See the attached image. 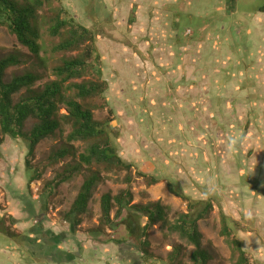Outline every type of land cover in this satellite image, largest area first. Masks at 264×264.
I'll return each mask as SVG.
<instances>
[{"label":"rangeland","instance_id":"obj_1","mask_svg":"<svg viewBox=\"0 0 264 264\" xmlns=\"http://www.w3.org/2000/svg\"><path fill=\"white\" fill-rule=\"evenodd\" d=\"M263 6L264 0H234L233 4L228 0H56L38 13L41 64L17 43L6 28H0V58L15 54L21 61L18 67L7 70L5 81L15 75L32 72L39 77L34 87L39 90L55 80L53 69L63 59L83 54V51L67 54L53 53L51 50L60 39L51 38L47 28L51 18L65 10L68 18L95 35L99 63L94 65H98L101 79L107 83V103L102 110L94 111L93 116L97 121H111L108 130L118 154L126 161L141 164V169L144 167L149 175L176 182L181 188L180 192L195 203L193 214L201 212L206 202L212 203L209 214L197 223L202 234V247L211 256L208 264L235 262L226 239L219 235L220 211L230 218L231 228V221L237 222L238 227L234 226L232 233L243 239V247L251 264H264V217L256 213L264 210V155L257 153L264 149V128L259 126H264V121L255 122L258 133L254 135L261 136L257 147L254 140L249 138L254 146L247 151L249 146L245 138L242 141L237 138L241 142L236 144L241 145L244 151L233 153L234 137H237V132L241 133L238 129L235 132L234 128L238 120L226 121L221 128L217 118L204 119L212 111L209 108L204 110L201 99H182L188 87L198 86L205 69L223 66L224 72L230 76L224 77L226 80L233 85L238 83L240 87L244 85L234 98H242L246 109L251 110L247 116H253L255 111L257 116H264V102L260 100L264 96L260 91L261 82L256 78L257 82L247 79L256 77L262 69L259 57L252 58L254 51L251 48L255 41L251 43L252 34H248V30L257 28L254 22L257 17L261 18L260 15L264 16L259 13ZM260 27L264 34V25L260 24ZM174 35L176 38L171 40L169 37ZM213 35L218 36L214 38ZM219 36H227L225 46L219 42ZM210 37L213 40L209 41L215 43L207 45L205 40ZM171 44L187 48L175 52L170 50ZM158 49L160 52H157ZM215 61L218 63L215 64ZM177 71L180 75L172 77ZM176 78L180 79V85L175 83ZM94 79L93 75L86 77V80ZM255 83L257 89L251 91L250 85ZM254 99L258 100V105L249 107L253 106ZM229 108L234 110L232 106ZM108 109L113 112L111 116ZM65 112L64 108L60 109L61 114ZM241 124L244 130L242 119ZM32 125L33 122L28 121L25 130L29 131ZM209 126H213V129ZM212 130L219 134L211 133ZM223 130L230 131L233 139L229 140L230 133L222 136L225 133ZM79 146L78 143L68 145L57 134L39 143L32 165L46 163L56 152L65 148L69 154L47 166L41 179L31 183L29 189L26 184L30 173L26 174L24 167L27 153L25 143L6 138L0 146V220L2 228L17 236L16 239H9L0 234V264H38L36 258L42 251L40 247L26 252L15 243L19 236L33 237L30 231L34 226L54 234H65L62 242L65 244L68 234L78 236L76 247L84 251L89 244L87 253L97 264H131L129 261L132 259L135 264H168L173 248L178 245L184 246L179 259L181 264H191L189 254L193 248L185 246L175 235L165 239L159 226H154L148 232L149 257L130 247H126L124 252L114 247L115 241L130 245L127 220L134 226L136 221L141 227L146 223L145 217L128 209L116 213L117 208H113L110 212L112 227L105 228L101 233H89L99 224L101 196L105 193L116 196L125 190L126 185L117 182L124 173H100L89 206L92 218L83 217L80 226L71 232L62 216L69 210L83 181L94 172V168L79 166L73 152ZM215 146L223 149L224 161H227L226 165H217L218 169L212 166L214 153L211 149ZM228 152L233 154L234 160H230ZM150 159L157 163L155 167L147 163ZM211 168L217 170L218 181L209 178V173H213ZM60 176L68 179L59 186L53 197L47 199V210L43 211V186ZM131 193V204L159 201L170 207L171 221L176 218V213L187 211V201L171 194L164 182L147 187L141 179L136 178L131 185ZM248 231L257 235L259 243L252 245L247 241L245 234ZM117 255L127 260H121Z\"/></svg>","mask_w":264,"mask_h":264},{"label":"trees","instance_id":"obj_2","mask_svg":"<svg viewBox=\"0 0 264 264\" xmlns=\"http://www.w3.org/2000/svg\"><path fill=\"white\" fill-rule=\"evenodd\" d=\"M54 1L56 0H0V28H6L15 37L17 43L26 48L29 54L40 64L42 63L40 57L42 50L41 45L38 43L40 39L38 13ZM228 3L233 4L234 0H228ZM259 13L264 14V6L259 9ZM67 14L65 10H61L50 20V25L47 28L48 35L51 38L60 39L59 43L53 46L51 50L53 53L62 52L67 54L83 51V54L79 57L63 59L61 64L53 69L54 81L45 84L39 90L34 88L39 81V77L32 72L15 75L5 81L7 70L18 67L21 61L15 54L0 58V146L6 138L11 141L21 140L25 143L27 153L24 167L26 174L30 173L26 184L27 189H29L31 183L41 179L47 166L57 163L59 159H64L69 154V150L65 148L56 152L46 163L32 165L34 151L39 143L54 137L56 134L68 145L78 143L80 145L79 148L74 149L73 152L77 157L79 166L94 168V172L83 181L69 210L62 216V220L68 223L71 232H75L77 227L80 226L83 217L89 220L92 218L89 206L95 188L99 183L100 173H124L122 179L117 182L126 185L125 190L116 196H112L110 193H105L101 196L99 224L96 229L89 233H101L105 231V228L112 227L110 212L113 208H117L116 213L122 209H128V211H134L138 215L145 217L146 223L141 227L136 221V226H134L130 222L129 224L127 220L126 228L131 237L130 245L118 241H115L114 244H122V246L130 247L143 256L149 257L148 232L154 226H159L165 234V239L167 236L175 235L185 246L193 248L189 254L191 264H208L211 256L202 247V234L198 230L197 223L209 214L212 209V203L206 202L201 212L193 214L195 203L180 192L181 188L176 182L170 178L164 179L160 176L149 175L144 167L141 169V164L126 161V158L118 154L108 130V124L111 121L109 119L97 121L93 116L94 111L102 110L107 103L105 98L107 83L101 79V71L98 65H94V63H99V55L95 47V35L88 28L77 23L72 18H68ZM172 26L175 28V23ZM218 31L223 33L221 30ZM249 33L250 30H248ZM213 36L215 38L218 35ZM226 37L219 36V42L221 41L223 46L228 43ZM169 38L172 40L176 36ZM209 39L213 40L212 37L206 38L205 43L207 45L215 43V41L210 42ZM245 46L247 47L246 44ZM169 47L175 52L187 48L179 44H171ZM214 63L216 64L218 61ZM222 67L205 69V82L217 80L219 77V82H222L226 80L224 77H230L229 74L224 72L225 70ZM90 75H93L95 79L86 80V77ZM226 82L227 85L233 84L228 80ZM229 87L225 89L224 96L222 95L221 97L224 101L220 104L217 102L211 109H223L222 113L211 118H217L220 121L221 128L224 127L223 125L226 121H232L236 118L238 125L234 127L236 128L235 132H237V129L241 132L236 133V138L242 141L243 137L246 138V135L252 133L251 129L253 127L248 128L250 127L249 123L255 124L257 120H261L259 123H262L264 116H257L255 111L253 116L248 117V112L251 110L246 108H243L242 113L236 116L235 110L231 111L229 106H225ZM17 96L18 98L15 99ZM61 108L65 109V114L60 113ZM205 108H209L206 106V102ZM239 110H241V107L240 109L238 107ZM108 114L111 116L113 114L112 110L108 109ZM212 114H214L213 111ZM208 117L210 116L205 118ZM241 119L245 123L244 130ZM28 121H32L33 125L29 131H26L25 125ZM209 127L213 129V126ZM260 127L264 128L262 125ZM230 130L233 131L232 129ZM223 132L225 133L222 136L230 133L229 140L233 139V134L230 131L223 130ZM211 133L218 135L219 132L212 130ZM241 141H238V143ZM234 146L235 150L233 153H236L235 151L237 150L239 152L244 151L243 147L240 148L241 145L236 144ZM251 149L249 147L247 151ZM211 152L214 153L212 159L215 163L213 161L211 163L213 162L212 166L214 165L215 169H218L217 165H226L227 161H224L223 149L215 146L211 149ZM230 153L228 152V156ZM257 153L258 155L260 153L264 155V149L260 152L257 151ZM229 158L234 160L233 154ZM147 163L150 164V162ZM215 169L211 168L213 173H209V178H214V181H218L217 170L215 171ZM136 178L141 179L147 187L164 182L166 189L171 194L185 202L187 201L185 203L187 211L185 213H176V218L171 221L169 218L170 207L162 205L159 201L148 202L144 205L131 204L133 200L131 185ZM67 179L68 177L60 176L44 184L43 200L45 202L41 205L43 211L47 210V199L53 197L59 186ZM229 219L227 215L220 211L221 228L219 235L226 239L230 252L235 257L234 264H251L243 247V239H239L232 233V228L234 229V226L238 227V224L236 221L232 222V220L231 228ZM1 224L2 221L0 220V234L7 236L9 239H16V234L9 233V231L2 228ZM30 233L33 237L19 236L15 243L23 247L26 252L33 249V247H40L42 251L38 253L39 258H36V260H42L43 264L58 261L71 262L79 257L76 252L68 254L69 252L58 249V245L66 238L65 234H54L50 230L42 229L40 226L31 228ZM183 247L178 245L173 248L168 264H181L179 259L182 255ZM132 260L131 262L134 263L135 261Z\"/></svg>","mask_w":264,"mask_h":264},{"label":"crops","instance_id":"obj_3","mask_svg":"<svg viewBox=\"0 0 264 264\" xmlns=\"http://www.w3.org/2000/svg\"><path fill=\"white\" fill-rule=\"evenodd\" d=\"M261 14V13H260ZM264 15V14H263ZM260 17L261 18H256L255 19V22H254V25H255V27H257L254 31H250V33L252 34V42L251 43H253L254 41V45H253V48H251V50H253L254 51V55L252 56V58L253 59H255V57H259V62H260V64H261V67H262V69H261V72H260V74H259V72H258V74L256 75V77H252L251 76V78H249V77H247V79L248 80H258V82H261V88H260V91L262 92L261 94H263L264 95V34L262 33V29H261V27H260V24H262V25H264V19H263V17L264 16H261L260 15ZM254 40V41H253ZM251 46V45H250ZM252 47V46H251ZM170 48V47H169ZM171 50V49H170ZM159 51V49L157 50V52ZM160 52V51H159ZM172 53V52H171ZM172 55L174 56V53H172ZM191 71H193V69L191 70ZM190 71V72H191ZM177 75H180V72H178L177 71V73H173V76L172 77H177ZM261 77H262V80H261ZM179 78H180V76H179ZM179 78H177V79H175V83L176 84H179L180 85V83H179V81L178 80H180ZM256 78V79H255ZM219 80H220V77L217 79V80H213V81H206L205 82V75L201 78V80L199 81V83H197V87H195V88H192V87H188L186 90H185V94L182 96V99H189V100H192V99H197V98H199V99H201V104H202V107L203 108H205V102H206V106L207 107H209V109H212V106L213 105H216L217 104V102H219V104L221 103V102H223L224 100H223V98H221L222 97V95L224 96V91H225V89H227V87H229L228 88V90H227V96H228V98H227V100L225 101V106H233V108H234V110H235V114H236V116H238V115H240L241 113H242V111H243V108H246V104H244V101H243V99L242 98H234V97H236L239 93H238V91L240 90V88H242L243 86H239V84L237 83V84H230V85H227V82H226V80H223L222 82H219ZM255 82H257V81H255ZM206 84V85H205ZM231 85H233V86H231ZM255 85H257L256 83L255 84H251L250 85V88H252L251 89V91L253 90V89H257V86H255ZM253 86H254V88H253ZM180 87V86H179ZM238 89V90H237ZM259 90V89H258ZM192 91H197V93H192L191 94V92ZM229 93V94H228ZM205 94H206V96H205ZM180 98H181V96H180ZM248 100H249V98H247ZM257 99H254L253 100V102H252V105L253 106H251V105H249V107H256L258 104V100L256 101ZM261 101H263L264 102V96H263V98L262 99H260ZM227 101H229V103L227 104ZM218 104V105H219ZM238 107H239V109H240V107H241V110H239L238 111ZM211 111H213L214 112V114H212V115H210L209 114V116L210 117H216L217 115H220L221 114V110H211ZM234 114V115H235ZM209 117V118H210ZM204 119H205V116H204ZM204 122H205V120H204ZM259 124V123H258ZM259 126H260V124H259ZM251 127H253L252 129H251V132L252 133H250L249 135H246V138H245V143L249 146V147H251V146H254V143H255V145H256V147H257V142H258V140H259V138H261V136H258V135H254V134H256V132L258 133V126H257V123H255V124H253L252 123V125H250V128ZM260 129V128H259ZM219 134V133H218ZM234 137V136H233ZM249 138H252L253 140H254V143L253 142H251L250 140H249ZM234 145H236V143L238 142V140H237V138H235L234 137ZM210 154V153H209ZM212 158V157H211ZM152 159H150V164L152 165V164H154V166L153 167H155L156 165H157V163L156 162H152L151 161ZM166 163V162H165ZM230 164V163H229ZM167 166V165H166ZM159 185V184H158ZM257 203V202H256ZM256 213H258V214H261V215H263L264 216V211L262 210V212H256ZM78 233V232H77ZM256 236V237H255ZM245 237H247L246 239H247V241L250 243V244H252L253 245V243L254 242H257V243H259V240L257 239V235H255V233H252L251 231H248L246 234H245ZM78 236H74V235H72V234H68V236H67V240H66V244L65 243H61V244H59L58 245V249L59 250H61V251H66V252H69L68 254H70V253H73V252H75V251H72V249H74V250H78V251H76L77 252V254H78V258L77 259H74L73 261H71V262H60V261H58V262H52V263H44V264H97V261L95 260H93V259H91V257H90V255H88V247H89V244H87L86 245V247L84 248V251H81V249H79L78 247H76V246H78ZM114 244V243H113ZM82 245V244H81ZM80 245V246H81ZM68 247H71L72 249H67ZM104 247V246H103ZM114 247H118L119 248V250H121L122 249V251L124 252L125 250H126V247L125 246H122V244L120 245V244H114ZM88 252V253H87ZM72 255V254H71ZM102 255H103V253H102ZM101 255V256H102ZM90 258H89V257ZM117 257H119L121 260L123 259V260H127V259H125V258H122L121 256H119V255H117ZM36 262L38 263V264H43V261L42 260H36ZM131 264H135V263H132L131 261H129ZM128 262V263H129Z\"/></svg>","mask_w":264,"mask_h":264}]
</instances>
